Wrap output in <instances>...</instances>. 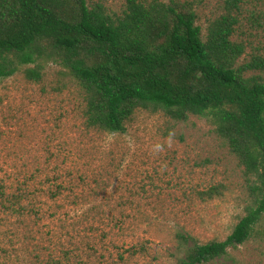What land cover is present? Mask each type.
Returning <instances> with one entry per match:
<instances>
[{"label": "rangeland", "instance_id": "1", "mask_svg": "<svg viewBox=\"0 0 264 264\" xmlns=\"http://www.w3.org/2000/svg\"><path fill=\"white\" fill-rule=\"evenodd\" d=\"M86 1L111 14L125 8V0ZM177 1L193 3L203 31L235 16L240 61L264 56L260 0ZM83 106L58 64H46L39 83L21 71L0 83V190L12 196L26 183L34 192L25 205L37 212L0 206V264H177L176 232L198 243L231 233L251 205L253 178L210 118L139 111L125 133L109 134L85 129ZM57 184L66 189L51 199ZM212 186L220 195L202 201L196 193ZM207 264H264V216L247 242Z\"/></svg>", "mask_w": 264, "mask_h": 264}, {"label": "trees", "instance_id": "2", "mask_svg": "<svg viewBox=\"0 0 264 264\" xmlns=\"http://www.w3.org/2000/svg\"><path fill=\"white\" fill-rule=\"evenodd\" d=\"M260 18L264 27V0ZM235 16L197 24L190 1L125 0L120 14L86 0H0V83L23 73L39 83L45 65L58 64L82 92L85 129L123 134L135 114H162L175 122L208 117L246 175L253 178L251 205L221 241L175 239L177 264H207L247 242L264 216V56L240 61L233 40ZM220 186L196 194L203 201ZM66 189H48L51 199ZM26 183L10 196L0 190L4 211L37 213L25 205ZM133 255L136 250L128 248Z\"/></svg>", "mask_w": 264, "mask_h": 264}]
</instances>
